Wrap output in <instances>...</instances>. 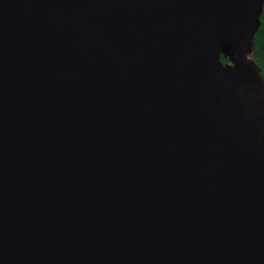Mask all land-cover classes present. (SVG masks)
<instances>
[{
    "label": "water",
    "instance_id": "water-1",
    "mask_svg": "<svg viewBox=\"0 0 264 264\" xmlns=\"http://www.w3.org/2000/svg\"><path fill=\"white\" fill-rule=\"evenodd\" d=\"M263 12L0 0V264H264Z\"/></svg>",
    "mask_w": 264,
    "mask_h": 264
},
{
    "label": "trees",
    "instance_id": "trees-1",
    "mask_svg": "<svg viewBox=\"0 0 264 264\" xmlns=\"http://www.w3.org/2000/svg\"><path fill=\"white\" fill-rule=\"evenodd\" d=\"M262 25L255 34L252 41V50L247 54V59L251 60L259 68V72L264 81V12L262 14ZM222 60L227 66V69H232L235 66L236 55L233 51L222 55Z\"/></svg>",
    "mask_w": 264,
    "mask_h": 264
}]
</instances>
